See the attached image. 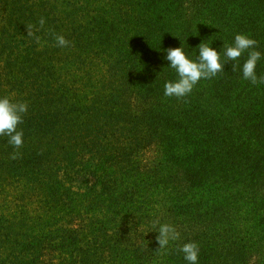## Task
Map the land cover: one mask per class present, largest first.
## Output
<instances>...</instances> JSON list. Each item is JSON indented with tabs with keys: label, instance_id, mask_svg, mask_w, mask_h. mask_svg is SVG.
<instances>
[{
	"label": "trees",
	"instance_id": "1",
	"mask_svg": "<svg viewBox=\"0 0 264 264\" xmlns=\"http://www.w3.org/2000/svg\"><path fill=\"white\" fill-rule=\"evenodd\" d=\"M237 33L264 53V0H0V95L29 105L23 145L0 137V264H185L188 241L264 264V84L228 61L165 97L157 51ZM157 217L181 233L166 252Z\"/></svg>",
	"mask_w": 264,
	"mask_h": 264
},
{
	"label": "clouds",
	"instance_id": "2",
	"mask_svg": "<svg viewBox=\"0 0 264 264\" xmlns=\"http://www.w3.org/2000/svg\"><path fill=\"white\" fill-rule=\"evenodd\" d=\"M39 24L43 27L44 18L39 20ZM185 41L183 43L180 41L178 47H159L157 50L165 53L162 59L167 61V66L162 69L174 73L173 79L164 83L165 97L181 99L189 96L200 81L212 79L224 72L228 61L233 62L232 70L239 71L242 79L253 85L264 84V76L257 74V65L264 59V53L257 50V41L247 34H235L230 44L222 45V51L221 48L217 50L211 47V42L205 41L192 48V51H188ZM55 44L63 48L69 45V41L63 35H56ZM245 54L246 58L241 63V58L245 57ZM28 111V103L14 101L8 95H0V137H6L14 149H19L23 145L24 133L19 126ZM17 155L18 153H13L11 158L16 159ZM150 232L156 234L155 241L159 252H166L171 245L181 240V233L177 227L172 223L161 222L158 217L151 221ZM178 251L185 264H199L200 247L197 242L181 243Z\"/></svg>",
	"mask_w": 264,
	"mask_h": 264
},
{
	"label": "rangeland",
	"instance_id": "3",
	"mask_svg": "<svg viewBox=\"0 0 264 264\" xmlns=\"http://www.w3.org/2000/svg\"><path fill=\"white\" fill-rule=\"evenodd\" d=\"M186 9H187V12H193L194 11V8H193V5L192 4H188L186 3ZM244 97V95L242 94L241 95V98ZM153 152L150 151L149 154H146V158H150L152 156ZM1 196V195H0ZM2 204V199L0 198V205ZM258 263V258L257 256H254V257H249L248 259V264H257Z\"/></svg>",
	"mask_w": 264,
	"mask_h": 264
}]
</instances>
